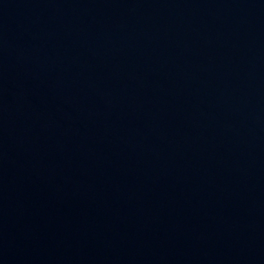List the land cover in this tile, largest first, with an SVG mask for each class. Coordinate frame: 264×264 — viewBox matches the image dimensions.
<instances>
[{"label": "water", "instance_id": "95a60500", "mask_svg": "<svg viewBox=\"0 0 264 264\" xmlns=\"http://www.w3.org/2000/svg\"><path fill=\"white\" fill-rule=\"evenodd\" d=\"M0 264H264V0H0Z\"/></svg>", "mask_w": 264, "mask_h": 264}]
</instances>
